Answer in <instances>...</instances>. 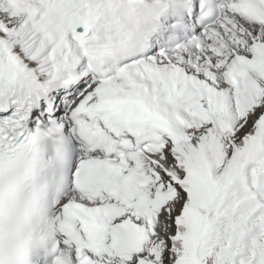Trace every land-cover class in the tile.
Segmentation results:
<instances>
[{"label":"snow or ice","instance_id":"6c2138e0","mask_svg":"<svg viewBox=\"0 0 264 264\" xmlns=\"http://www.w3.org/2000/svg\"><path fill=\"white\" fill-rule=\"evenodd\" d=\"M0 264H264V0H0Z\"/></svg>","mask_w":264,"mask_h":264}]
</instances>
